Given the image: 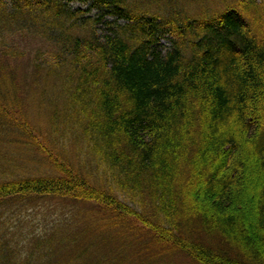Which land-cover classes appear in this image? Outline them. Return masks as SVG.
I'll return each mask as SVG.
<instances>
[{
	"label": "trees",
	"instance_id": "trees-1",
	"mask_svg": "<svg viewBox=\"0 0 264 264\" xmlns=\"http://www.w3.org/2000/svg\"><path fill=\"white\" fill-rule=\"evenodd\" d=\"M175 1L0 0V264H264V0ZM39 200L71 215L27 239Z\"/></svg>",
	"mask_w": 264,
	"mask_h": 264
},
{
	"label": "rangeland",
	"instance_id": "rangeland-1",
	"mask_svg": "<svg viewBox=\"0 0 264 264\" xmlns=\"http://www.w3.org/2000/svg\"><path fill=\"white\" fill-rule=\"evenodd\" d=\"M166 1L167 0H162L163 3H166ZM184 2L186 3L185 7L187 10H189V8L190 10L194 8V5H193L194 3L192 0H177L175 2H172V4H170L169 7L173 6L176 9L177 8L182 9L181 4L183 5ZM75 6L78 7L79 3H76ZM13 42L17 47H20V50L24 53V55L19 56L17 58L5 59L3 60V64L6 67L5 68L6 71L13 73L14 77L17 78L15 83H21L20 93H21L23 101L21 100L20 102L21 106L19 104L21 108L20 107L18 108L15 104H13L14 101L12 100L9 102L12 104V106L15 107L14 108L15 111L19 112L20 115H22L24 119L31 121V116H33L36 118L38 123H40V125L43 124L42 127H44L45 126L44 115L40 112V110L37 111V107L34 105L36 101H32L30 99L31 98L30 90H29V93L27 92V89H28L27 84L28 86H30V89L32 86L36 87L38 85V82L34 83L35 78L37 77H35L34 68L32 67L33 58L31 56V55H34L36 47L38 46V43H37L38 41L27 38V36H23V37L17 36L13 38ZM163 45H164V49L168 48L169 41L164 40ZM1 68H2V65H1ZM18 86L20 87V85ZM27 96H29V98ZM35 100H36V97H35ZM22 109H23V112H22ZM12 110H13V107H12ZM259 126H262L261 122L259 123ZM38 130L42 131V135H40L37 130L33 129L34 131L33 136L36 138L39 135H40L39 138L42 137L44 134L43 131H45V130H41L40 128ZM236 155L237 154H235V156ZM234 161H235V157L232 158V165L226 170V172H231L233 170ZM22 169L24 171V174L25 173L34 174V173H38L37 171L41 172V171L46 170L44 168L41 169V166L39 168L34 162L29 163V166L27 167V169L32 170L31 172L30 170L26 171L27 169H24V168ZM239 179H240L238 183L239 188L243 190L242 198L247 201V203L251 207V210H253V207H254L253 202H255L257 194H258V190H259L257 186L258 177L255 172V164H252L250 161V163L248 164V167L245 170L240 172ZM39 202L40 200L37 203ZM32 207L28 206V209L25 212L26 218L23 217L25 219L23 220L27 222V239H29L33 235L38 236V237L43 236L46 233V231L49 229V227L53 226L54 221L55 222H59V220L62 221L65 218V216H67L68 214L71 215V213L67 214V212L69 211V208H64L63 204L61 203L60 204L50 203V205L48 206L47 202H41L39 203V205L32 206ZM76 216H77L76 221L74 219V222L76 223H78V220L91 222L95 219V217L94 216L92 217V215H90L88 211L82 212V213L79 212L78 214H76ZM5 218H3L4 221H5ZM22 233H25V231ZM17 234H21V231H18ZM46 248L47 247L43 248L44 251L46 250ZM109 255L110 257H112L113 260L117 258V255H111V254ZM48 258L50 257L48 256L46 259ZM43 259L44 258H42V260ZM39 264H45V262H41Z\"/></svg>",
	"mask_w": 264,
	"mask_h": 264
}]
</instances>
